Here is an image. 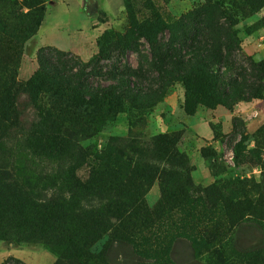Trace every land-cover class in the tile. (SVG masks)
I'll return each mask as SVG.
<instances>
[{
    "label": "rangeland",
    "instance_id": "rangeland-1",
    "mask_svg": "<svg viewBox=\"0 0 264 264\" xmlns=\"http://www.w3.org/2000/svg\"><path fill=\"white\" fill-rule=\"evenodd\" d=\"M201 4L202 0H43V28L29 37L24 30L14 32L20 20L8 16V8L0 11V98L6 97L0 116V264H54L55 256L40 240L44 237L59 243L62 252L68 249L62 246L64 240L33 224V211H78L75 203L68 208L60 177H53L68 165L76 167L77 178L86 177V165L78 168V146L89 154L91 168L92 155L108 144L136 157L135 150H150L152 138L164 133L179 135L178 148L185 154L180 171L188 176L194 203L173 210L187 215L165 214L137 243L156 249L165 264H240L239 252L264 248V218L244 212L230 220L225 212L264 211V6L253 14L237 11L221 20L236 37V50L219 73L193 67L187 79L174 74L157 78L148 44L132 33L133 20L151 35L155 13L175 30L182 16L189 19ZM124 34L127 50L121 47ZM166 37L167 31L158 34L155 44L166 42ZM48 62L59 69L63 83L102 87L114 72L129 67L139 72L147 89L162 90L154 106L145 108V103L143 110L126 103L114 119L80 133L65 120L76 115L78 120V112L63 110L52 97L59 82L52 79ZM35 77L39 90L26 84ZM184 82L192 90L187 98ZM56 117V127L48 128ZM158 166L170 169L164 163ZM214 185L224 207L202 192ZM160 196L154 181L144 196L146 207L154 209ZM197 234L205 244L193 247L189 240ZM89 250L105 251L104 263L96 264L144 263L130 245L110 242L106 236Z\"/></svg>",
    "mask_w": 264,
    "mask_h": 264
},
{
    "label": "trees",
    "instance_id": "trees-1",
    "mask_svg": "<svg viewBox=\"0 0 264 264\" xmlns=\"http://www.w3.org/2000/svg\"><path fill=\"white\" fill-rule=\"evenodd\" d=\"M43 0H0V11L8 8L7 15L16 20L15 30H24L26 37L31 36L40 26L43 14ZM264 6V0H202L200 7L181 20L171 30L155 13L150 35L140 28V24L130 21L136 32L147 44L157 78L166 75H177L187 79L193 67H199L206 74L219 73L225 66L226 58L236 50V37L230 29L223 26L221 20L232 16L237 11L249 14L257 12ZM26 10V12H24ZM246 15V14H244ZM188 19L187 20H185ZM227 18V20L229 19ZM18 28V29H17ZM13 30V29H12ZM167 31L166 42L156 45V36ZM3 29L0 28V33ZM18 37V36H17ZM122 50L129 47L128 35L121 37ZM52 79L59 82L54 85L52 97L63 110L78 112L76 119H65L78 127V132L87 133L93 130L97 122L112 120L114 115L128 103L147 107L157 102V91L162 89L146 88L139 72L129 67L112 74L110 83L102 87H93L87 82L74 85L69 81L63 83L59 69L51 62L47 63ZM38 78L27 82V86L40 89ZM187 94L192 91L184 82ZM204 86V85H203ZM207 88H202L203 92ZM160 90V91H159ZM191 94V93H190ZM201 94V92L199 93ZM150 96V99L144 97ZM6 97L0 98V116L6 108ZM144 110V109H143ZM56 119L48 128H52ZM62 120V119H61ZM179 135L158 134L152 138L150 150L133 153L129 157L123 151H116L111 144L102 152L92 155V167L87 163L89 154L78 146V168L86 165L89 169L84 179L75 176V166H66L58 170L53 177L59 176L60 187L68 196V208L75 203L78 211L75 215H66L64 211H33V224L43 232L57 236L65 241L62 246L68 249L62 252L59 243H51L41 238L46 250L55 256L54 264H96L104 263V253L93 254L89 248L101 237L106 236L110 242L130 245L136 250L143 264H165L160 252L145 248L137 243L145 238L146 231L153 228L155 222L171 212L187 215L186 211H173L182 206L193 207L194 200L189 196L187 186L188 176L180 171L185 165V154L178 148ZM164 163L170 169L159 167ZM173 168V169H172ZM175 169V170H174ZM158 181L160 199L155 208L150 210L144 203V196L151 184ZM33 186V185H32ZM205 195L224 207L223 197L217 186L202 190ZM211 200V201H212ZM263 201L262 198L258 199ZM250 203V201H248ZM248 205V204H247ZM46 208L58 210L60 205H44ZM183 208V207H182ZM193 211V208H191ZM232 220L247 212L249 215L264 218V211H225ZM33 226V228H35ZM53 232V233H52ZM193 247L205 244L201 235H195L189 240ZM147 256H145V255ZM240 264H264V248L243 251L237 254ZM11 264H19L13 260Z\"/></svg>",
    "mask_w": 264,
    "mask_h": 264
},
{
    "label": "crops",
    "instance_id": "crops-1",
    "mask_svg": "<svg viewBox=\"0 0 264 264\" xmlns=\"http://www.w3.org/2000/svg\"><path fill=\"white\" fill-rule=\"evenodd\" d=\"M42 28H43V22H42V24L39 26V28H38V33H40L41 32V30H42Z\"/></svg>",
    "mask_w": 264,
    "mask_h": 264
}]
</instances>
